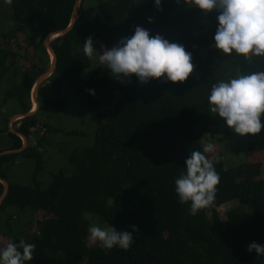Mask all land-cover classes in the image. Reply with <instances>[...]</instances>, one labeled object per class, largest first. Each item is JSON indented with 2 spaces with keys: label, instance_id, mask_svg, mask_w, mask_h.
<instances>
[{
  "label": "trees",
  "instance_id": "1",
  "mask_svg": "<svg viewBox=\"0 0 264 264\" xmlns=\"http://www.w3.org/2000/svg\"><path fill=\"white\" fill-rule=\"evenodd\" d=\"M75 1L8 0L13 21L9 35L22 34L33 48L27 63L20 62L17 53L0 48V88L7 85L2 101L16 96L17 113L31 110L32 87L51 61L44 39L70 24ZM97 7L101 16L90 19L82 1L72 29L51 41L57 62L46 79L57 76L75 83L80 101L97 124L93 144L71 153L73 172L52 174L44 188L35 178L29 185L8 179L20 155L41 163L43 152L37 147L27 144L21 152L0 156V177L9 183L0 209V247L21 239L33 244L32 260L25 264H264L254 250L246 251L252 241L264 243V178L251 174L250 165L227 170L222 160L213 162L219 174L215 199L195 215H189L188 203H178L174 192V179L183 171L195 140L204 134L216 140L231 137V129L209 110L207 95L213 83L233 77L244 61L216 49L202 54V49L210 48L215 13L204 15L182 0L179 4L161 0L160 10L153 0H98ZM136 25L183 45L192 54L193 70L185 81L156 78L141 84L132 74L121 83L97 62L90 80L81 81V71L90 64L83 54V40L91 37L99 54L131 35ZM18 76L23 81L12 82ZM36 112L15 125L28 140L31 128L38 124ZM13 115L0 123V137L8 139L0 151L23 144L10 131ZM44 124L48 131L57 130ZM247 150L264 152V126L259 133L247 134ZM2 191L0 182V195ZM234 200L248 204L251 211L235 207L222 220L217 208ZM10 207V217L3 216ZM40 212L42 218L30 236L22 228L14 231L8 222L14 215L33 220ZM86 213L107 226L131 232L133 243L126 251L99 248L88 239L92 222Z\"/></svg>",
  "mask_w": 264,
  "mask_h": 264
},
{
  "label": "clouds",
  "instance_id": "2",
  "mask_svg": "<svg viewBox=\"0 0 264 264\" xmlns=\"http://www.w3.org/2000/svg\"><path fill=\"white\" fill-rule=\"evenodd\" d=\"M177 4L181 0H175ZM186 7H195L204 15L215 13V29L210 47L219 53L235 54L240 61L264 57V0H182ZM160 10L161 0H153ZM150 19V18H149ZM96 55L97 63L118 82L134 74L143 84L149 79L162 82H183L193 70L191 53L184 46L170 42L160 34L150 35L139 25L132 34L121 37L113 46ZM83 54L92 57L96 48L91 37L83 40ZM89 94L92 90L89 89ZM209 110L223 120L224 125L240 136L259 133L264 126V72L255 71L216 81L207 95ZM185 158L183 171L174 179L178 203L189 204V215L212 205L219 174L213 161L205 154L214 150L212 142L201 143ZM135 231V225L130 226ZM88 239L104 250L113 247L127 250L133 243L132 233L111 225L90 224ZM34 245L23 239L0 247V264H25L32 260ZM255 251L264 258V243L252 241L246 251Z\"/></svg>",
  "mask_w": 264,
  "mask_h": 264
},
{
  "label": "rangeland",
  "instance_id": "3",
  "mask_svg": "<svg viewBox=\"0 0 264 264\" xmlns=\"http://www.w3.org/2000/svg\"><path fill=\"white\" fill-rule=\"evenodd\" d=\"M97 2L98 0H83V9L89 13L90 19L101 16L98 11ZM11 13L12 10L8 0H0V48L17 53L20 56V62L27 63L26 58L31 56L33 48L27 45L22 34L9 35L13 27ZM214 49L213 47L204 48L202 49V54H212ZM96 55H98L97 50H95V54L92 57H89L90 64L81 71L79 76L81 81L90 80L97 62ZM239 71L244 74L255 71L264 72V57H253L251 61H244L237 68L234 76ZM16 81L21 83L23 78L18 76L12 82ZM6 86L4 85L0 88L2 90L0 93V123L2 124L5 118L20 110L16 96L10 97L6 103L2 101V94L7 88ZM36 95L39 103L35 114L38 126L34 130L31 128L32 131L29 140L27 139V144L35 146L39 151L43 152V160L38 165L34 158L24 155L18 156L16 163L11 168L8 179L13 183L29 185L34 182L35 178L44 188L49 185L52 174L60 170L66 174L73 172V165L70 163L69 157L74 151L93 144L97 124L92 120L88 107L80 101L76 92V85L72 81H64L60 77L55 76L51 81L45 80L41 84L39 91L35 93L34 98ZM18 120L13 121L10 118L9 124L11 125L9 128L16 129L15 125L19 126ZM44 123L54 126L57 130L54 132L48 131V127ZM3 138L6 139L7 137L3 136ZM218 139H212L208 134H204L202 138L195 140L190 145L188 152L190 154L193 150H199L201 146L200 142H212L214 150L211 153L205 154L207 159H211L213 162L222 160L227 170L236 168L242 164H248L250 165L251 174L264 178V152L250 153L247 150V134L240 136L231 130V137L229 139ZM235 207L251 211V206L248 204L241 205L236 200L220 205L217 211L222 220H225L226 212ZM12 211L13 208L10 207L8 212L5 215L3 214V216L10 217L9 214ZM85 216L92 222L91 224L107 226L105 223H101L99 218L94 214L86 213ZM41 218L42 212L37 214L33 220H26V218L24 220L23 217L21 218L22 220L9 218L8 222L14 231L22 228L23 233L26 236H30L33 231H36V222ZM22 222L25 224L23 225Z\"/></svg>",
  "mask_w": 264,
  "mask_h": 264
},
{
  "label": "water",
  "instance_id": "4",
  "mask_svg": "<svg viewBox=\"0 0 264 264\" xmlns=\"http://www.w3.org/2000/svg\"><path fill=\"white\" fill-rule=\"evenodd\" d=\"M82 1L83 0H76L75 1L74 8H73V11H72L71 20H70V24L66 28L60 29L58 31L51 32L45 37L44 46L46 47V49H47V51H48V53L50 55V58H51L50 66L35 81V83H34V85L32 87V90H31V98L32 99H34L35 93H37L39 91V88H40L41 84L53 73V71L55 70V67H56L57 56H56V53L54 52V50H53V48L51 46V41H52L51 37H52V35H55V38H56V37H59V36H62L64 34L68 33L72 29V27L74 26V24H75V22H76V20L78 18L77 14H78V11L81 8ZM35 98H36V102H37V104L39 106V103H38V100H37V95H36ZM37 110L29 111V112H26V113L14 114L11 117V120L15 121V120H18V119H21V118H24V117H29V116L33 115ZM10 125L11 124H9V126ZM10 131L15 133V134H17V135H19L21 138H23V144H22V146L20 148H17V149H7V150L0 151V156L4 155V154H9V153L21 152L27 146V138L23 134H21L16 129H12V128H10ZM0 182L3 185V191H2V193L0 195V209H1V205L3 203V200L6 197V195L8 193V190H9V183H8V181L6 179H4L2 177H0Z\"/></svg>",
  "mask_w": 264,
  "mask_h": 264
},
{
  "label": "crops",
  "instance_id": "5",
  "mask_svg": "<svg viewBox=\"0 0 264 264\" xmlns=\"http://www.w3.org/2000/svg\"><path fill=\"white\" fill-rule=\"evenodd\" d=\"M49 83H50V82H49ZM38 107H39V106H38ZM32 108H33V100H32ZM32 108H31V109H32ZM5 145H8V141H7V139H4V138L0 137V147H1V146H5ZM6 212H8V210H6ZM11 214H12V213H11ZM23 218H24V217H23ZM13 219H17V220H18V219H21V218H20V216H15V215H14Z\"/></svg>",
  "mask_w": 264,
  "mask_h": 264
},
{
  "label": "bare ground",
  "instance_id": "6",
  "mask_svg": "<svg viewBox=\"0 0 264 264\" xmlns=\"http://www.w3.org/2000/svg\"><path fill=\"white\" fill-rule=\"evenodd\" d=\"M55 38V35H52V37H51V40H53ZM33 100V109H31L30 111H35V110H37L38 109V104H37V102H36V99L34 98V99H32Z\"/></svg>",
  "mask_w": 264,
  "mask_h": 264
},
{
  "label": "built area",
  "instance_id": "7",
  "mask_svg": "<svg viewBox=\"0 0 264 264\" xmlns=\"http://www.w3.org/2000/svg\"><path fill=\"white\" fill-rule=\"evenodd\" d=\"M37 126H38V125H37ZM37 126H33V127H32V130L36 129V128H37ZM42 129H44V128H42ZM32 130H31V131H32Z\"/></svg>",
  "mask_w": 264,
  "mask_h": 264
}]
</instances>
